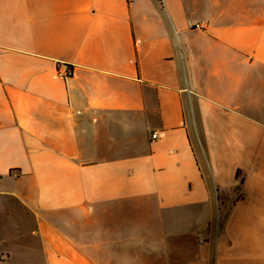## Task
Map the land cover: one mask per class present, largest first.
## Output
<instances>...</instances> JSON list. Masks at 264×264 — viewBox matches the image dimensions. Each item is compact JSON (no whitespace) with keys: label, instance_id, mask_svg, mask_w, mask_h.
I'll list each match as a JSON object with an SVG mask.
<instances>
[{"label":"crops","instance_id":"0c3cea01","mask_svg":"<svg viewBox=\"0 0 264 264\" xmlns=\"http://www.w3.org/2000/svg\"><path fill=\"white\" fill-rule=\"evenodd\" d=\"M6 245L264 264V0H0Z\"/></svg>","mask_w":264,"mask_h":264},{"label":"rangeland","instance_id":"374dc122","mask_svg":"<svg viewBox=\"0 0 264 264\" xmlns=\"http://www.w3.org/2000/svg\"><path fill=\"white\" fill-rule=\"evenodd\" d=\"M195 117H197V116L195 115ZM193 126H194L196 132H198L201 136V129H200V124L198 123V121L194 122ZM15 237H16V239L13 236H11V243H13V241L15 240L16 243L18 242V244H20V245H26V242H27V245L31 244L30 242L28 243L29 238H27L26 242L23 241V244H21L20 241H22L21 239H23V236L17 235ZM6 249H7V254L17 253V260H19V261H15V260H13V261L10 260L9 262L5 261V264H29V261H31V264H55V260L52 257L48 258L50 260L49 263H45L46 256L43 255L44 253L38 247L36 248L37 250L33 251V252H25L24 249L19 250L18 248L16 249L18 251H14L13 249H10L8 245H6ZM47 251L49 252V250H47ZM49 253H51V252H49ZM0 259H1V257H0Z\"/></svg>","mask_w":264,"mask_h":264},{"label":"built area","instance_id":"2783aa9c","mask_svg":"<svg viewBox=\"0 0 264 264\" xmlns=\"http://www.w3.org/2000/svg\"><path fill=\"white\" fill-rule=\"evenodd\" d=\"M195 28L196 29H199L200 28V26H195ZM58 78L60 79V80H65V79H67V78H70L71 76H72V72L71 71H67V72H65V73H58ZM156 136H157V134L156 133H154L153 135H152V137H151V139L152 140H156Z\"/></svg>","mask_w":264,"mask_h":264}]
</instances>
